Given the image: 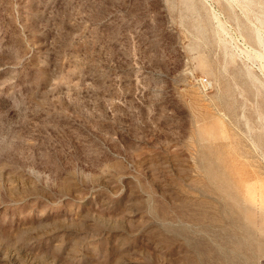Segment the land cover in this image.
I'll use <instances>...</instances> for the list:
<instances>
[{"label": "rangeland", "instance_id": "1", "mask_svg": "<svg viewBox=\"0 0 264 264\" xmlns=\"http://www.w3.org/2000/svg\"><path fill=\"white\" fill-rule=\"evenodd\" d=\"M252 209L264 0H0V264H211Z\"/></svg>", "mask_w": 264, "mask_h": 264}, {"label": "crops", "instance_id": "2", "mask_svg": "<svg viewBox=\"0 0 264 264\" xmlns=\"http://www.w3.org/2000/svg\"><path fill=\"white\" fill-rule=\"evenodd\" d=\"M252 215L249 216V219H251V223L254 224L255 226L252 227L253 230L254 228H257L258 231L263 232L264 231V215H255L254 210H251ZM243 218V217H242ZM248 218V216H247ZM243 230V228H242ZM244 231V230H243ZM246 231V230H245ZM260 233H255L254 231H251V234L257 235V243L253 245L247 244V242H242L240 247H237L235 251V255L231 256L232 254H229V252H232L227 249V253L231 257H226V259H223L218 255L219 254H224L221 252V248H210V261L211 264H264V234ZM246 237H242V239H245ZM206 254V252L204 253ZM234 254V253H233ZM218 257V258H217ZM204 264L206 263L207 257L204 256Z\"/></svg>", "mask_w": 264, "mask_h": 264}, {"label": "built area", "instance_id": "3", "mask_svg": "<svg viewBox=\"0 0 264 264\" xmlns=\"http://www.w3.org/2000/svg\"><path fill=\"white\" fill-rule=\"evenodd\" d=\"M201 84L203 85V86H210V83L207 81V80H201Z\"/></svg>", "mask_w": 264, "mask_h": 264}, {"label": "bare ground", "instance_id": "4", "mask_svg": "<svg viewBox=\"0 0 264 264\" xmlns=\"http://www.w3.org/2000/svg\"><path fill=\"white\" fill-rule=\"evenodd\" d=\"M217 18V17H216ZM218 19V18H217Z\"/></svg>", "mask_w": 264, "mask_h": 264}]
</instances>
